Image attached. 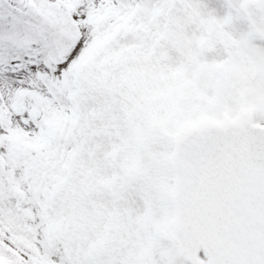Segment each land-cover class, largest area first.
I'll use <instances>...</instances> for the list:
<instances>
[{
  "label": "snow or ice",
  "instance_id": "snow-or-ice-1",
  "mask_svg": "<svg viewBox=\"0 0 264 264\" xmlns=\"http://www.w3.org/2000/svg\"><path fill=\"white\" fill-rule=\"evenodd\" d=\"M0 264H264V0H0Z\"/></svg>",
  "mask_w": 264,
  "mask_h": 264
}]
</instances>
